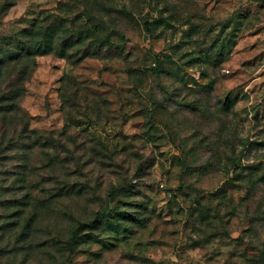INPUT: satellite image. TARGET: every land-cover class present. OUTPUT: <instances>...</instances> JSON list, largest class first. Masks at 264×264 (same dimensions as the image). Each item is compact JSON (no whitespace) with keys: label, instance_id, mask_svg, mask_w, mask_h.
I'll list each match as a JSON object with an SVG mask.
<instances>
[{"label":"rangeland","instance_id":"1","mask_svg":"<svg viewBox=\"0 0 264 264\" xmlns=\"http://www.w3.org/2000/svg\"><path fill=\"white\" fill-rule=\"evenodd\" d=\"M11 3L0 46L49 9L111 36L34 57L20 108L60 166L18 180L31 143L5 131L0 264H264V0Z\"/></svg>","mask_w":264,"mask_h":264},{"label":"trees","instance_id":"2","mask_svg":"<svg viewBox=\"0 0 264 264\" xmlns=\"http://www.w3.org/2000/svg\"><path fill=\"white\" fill-rule=\"evenodd\" d=\"M10 4H12L11 0H0V15ZM64 15L50 9L43 11L27 28L21 32H15L12 36L3 38L2 46H0V134L5 133V138L0 140V147L6 143L9 127H11V132L15 135L11 139L13 144L16 146L22 145L25 140L26 142L30 140L31 143L30 147L24 152L23 158L17 168L18 175L20 176L18 180L20 181L24 178L22 176L28 177V172H32L42 182L49 166H52V171L57 169L56 166L58 164L60 166L58 162L60 154L57 149L54 150L53 157H49V151L51 150L49 147H52L54 143H48L47 140H51L50 138L52 137L44 136L45 132L30 130L28 120L20 108L24 83L28 80L29 74L33 70L34 57L50 54L53 51H56L55 53H58L59 56H64L67 48H75L74 51L78 55L79 52L77 51L80 48H77V46H83V42L88 38L91 39L89 47L101 48L106 41H109L111 36V32H108L105 24L101 20L96 19L98 17L96 13L93 14L87 11V25L80 24L78 27L73 26L76 18H72L70 22L71 26L68 30L65 29L64 23L66 19ZM85 53L81 54L79 59L82 58V55H86ZM53 175H55L54 171ZM55 179L59 180L58 177ZM68 185L71 186L70 184ZM68 188L58 186L57 188H53L50 193H48V190L41 189L39 191L41 202H49L43 206L48 207L52 203L51 199L68 194L69 190H66ZM45 191L48 194H45ZM30 197L34 199L33 213L30 215V218H26L18 210L17 221L13 224V227L18 229L16 231H19L18 235L23 234L26 238L31 233L37 235L39 229L36 225L38 214L35 210V202L38 199L34 195ZM89 225H91V222ZM76 230H72L69 239L65 241L68 254L73 251ZM62 264L66 263L63 262Z\"/></svg>","mask_w":264,"mask_h":264}]
</instances>
